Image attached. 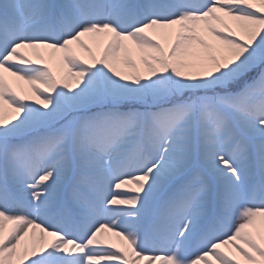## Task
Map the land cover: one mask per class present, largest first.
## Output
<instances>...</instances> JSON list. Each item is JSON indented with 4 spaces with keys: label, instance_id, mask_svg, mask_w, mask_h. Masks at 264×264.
I'll return each instance as SVG.
<instances>
[{
    "label": "snow or ice",
    "instance_id": "obj_1",
    "mask_svg": "<svg viewBox=\"0 0 264 264\" xmlns=\"http://www.w3.org/2000/svg\"><path fill=\"white\" fill-rule=\"evenodd\" d=\"M0 264H264V0H0Z\"/></svg>",
    "mask_w": 264,
    "mask_h": 264
}]
</instances>
